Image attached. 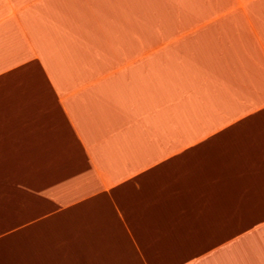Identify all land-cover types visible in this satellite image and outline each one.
<instances>
[{"label":"crops","instance_id":"0c3cea01","mask_svg":"<svg viewBox=\"0 0 264 264\" xmlns=\"http://www.w3.org/2000/svg\"><path fill=\"white\" fill-rule=\"evenodd\" d=\"M0 264H264V0H0Z\"/></svg>","mask_w":264,"mask_h":264}]
</instances>
